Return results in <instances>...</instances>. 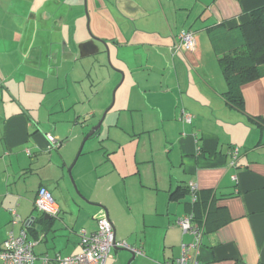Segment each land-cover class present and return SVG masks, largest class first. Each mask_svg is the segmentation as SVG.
<instances>
[{
    "label": "crops",
    "instance_id": "crops-1",
    "mask_svg": "<svg viewBox=\"0 0 264 264\" xmlns=\"http://www.w3.org/2000/svg\"><path fill=\"white\" fill-rule=\"evenodd\" d=\"M7 1L14 0H0V22L9 23L0 27V250L9 236L24 232L37 258L75 255L79 232L96 231L105 212L115 241L140 252L113 249L105 264H171L194 241L175 223L191 213L202 231L199 262L264 264V77L240 87L243 109L235 107L209 40L220 26L230 30L248 22L264 0H94L97 39L85 30L80 38L63 33L58 23L67 16L32 11L15 14L17 26L26 23L20 32ZM186 30L194 33L196 50L173 56L170 48ZM106 46L118 70L114 79L122 75V81L105 114L111 118L104 139L76 154L70 143L78 146L103 109L82 111L88 127L70 114L76 102L68 104L69 95L37 112L18 99L15 80L2 68L46 67L50 83L59 78V63L71 64L79 50L81 59L105 54ZM81 77L71 82L77 85ZM27 79L35 85L33 76ZM44 113L48 125L40 121ZM46 134L61 146L51 149ZM233 148L236 168L229 164ZM70 165L77 192L66 179ZM39 187L54 198L56 218L35 210Z\"/></svg>",
    "mask_w": 264,
    "mask_h": 264
},
{
    "label": "rangeland",
    "instance_id": "rangeland-1",
    "mask_svg": "<svg viewBox=\"0 0 264 264\" xmlns=\"http://www.w3.org/2000/svg\"><path fill=\"white\" fill-rule=\"evenodd\" d=\"M19 3L21 4L20 7L18 6V0H14L12 3L8 1L4 2V7H6L5 10L8 13L9 18H12L14 28L17 26V23L14 20H18L17 18H14L16 13H23L25 17H27L26 12L28 11L46 13L47 15L51 14L53 16L57 15V18L62 17L63 15V17H68L67 21L58 23L59 26L61 25L63 33L64 31L66 33H75L77 38H80V36H78L80 31L85 30L87 36L92 39H97L93 34L95 27L93 19L94 12L96 11L94 0H19ZM109 7L110 6H108V9ZM18 23L19 26L17 27L21 32L24 29V26L26 27V23L24 24L21 20H19ZM39 25L40 24H38V26ZM6 26L8 27L9 23L4 20L2 23L0 22L1 28L5 29ZM25 29H27L25 30L26 32H30L31 30L28 28ZM52 36L54 37V35ZM23 45L24 44L21 45V52H24ZM105 49V54L91 55L90 57H86L84 59H81L82 55H84V52L82 53V50H79V53L76 55L77 58L73 60L71 64H66L64 66L63 64H65V62L63 64H61V62L58 66H56L59 78L55 81L51 80L50 83L47 82L46 78L44 77L48 76L49 74V68L46 67L41 69L39 68L36 71L21 66L2 68L3 74H9V76L15 80L14 84L19 88V91H16L19 92L20 95L18 99L22 101L27 107L31 109L34 108L33 110L37 112H44L45 109L49 108L51 105L53 106L59 103L62 104V102L67 100L64 98H68L67 95H69L70 99L67 100V103L71 104L76 102L73 105L74 109L71 110L70 114L74 115V119L80 121L81 126L86 125V127H88L90 125L88 123L90 120L86 119L87 116L84 115L85 113L82 111H86L87 107L89 109L90 107H93V109L97 108L98 110L101 108L103 109L101 114L97 116L98 118H96L98 119L96 124L86 128L87 132L85 136H81V139L78 141V146L77 141H74V143H72V141L70 143L72 152L75 151L76 147H78L76 154L82 151H87V148L91 144L94 146L92 149H96L97 146L100 145V141L104 139L103 135L111 115L107 116V118L105 117L103 125L101 126L98 133L84 141L87 134L93 127L97 125L102 116L106 114V111H108L110 106L116 100V96L118 94L117 88L119 83L122 81V75H120L118 81V77L114 79V74L118 70L113 66V62L115 60L111 59L109 56L108 47L106 46ZM16 60L21 63L20 57ZM83 73L84 75L82 76ZM27 75L33 76L35 78V85L31 84L30 80L27 79ZM67 75L70 77L68 79V83L66 84L65 77ZM75 76H79V78L82 76V80L78 81L77 85L71 82L74 81L73 79ZM82 96L87 98L84 100ZM60 98L64 100L60 101ZM74 112H76V114H74ZM40 121L43 123V125H48V114L44 113L43 117L40 118ZM77 126L78 124L76 125V128ZM76 131H78V128ZM81 134L82 132H80V135ZM69 140L71 139L68 136L64 144H68ZM71 166L72 165L66 168V179L69 181L72 189L77 192L74 188L72 174L69 173Z\"/></svg>",
    "mask_w": 264,
    "mask_h": 264
},
{
    "label": "built area",
    "instance_id": "built-area-1",
    "mask_svg": "<svg viewBox=\"0 0 264 264\" xmlns=\"http://www.w3.org/2000/svg\"><path fill=\"white\" fill-rule=\"evenodd\" d=\"M197 47L195 35L191 30L181 31L177 39L172 45L171 54L176 56L182 52H195ZM183 120L186 123L191 122V116L185 112L182 114ZM46 140L50 148L57 145V138L51 134H46ZM230 166L237 167L238 149H232ZM190 191L193 194L192 201L196 200V187L193 184L189 185ZM34 208L37 212L47 215L51 218H56L59 214V208L53 201L49 191L45 187H39L36 198L34 200ZM97 229L92 233L85 231L79 232V243L81 251L75 255L60 256L55 255L49 258L43 255L37 258L33 253L34 242L28 241L26 234L21 232L17 237L9 236L2 243L0 250V261L3 264H34L39 260L41 264H105L110 258V253L113 249H129L132 252L139 253L137 250L130 249L125 242L114 241V229L105 212L100 213L96 219ZM193 216L191 214L182 216L176 220V225L180 228L183 234L189 233L194 237V241L188 245L181 247L180 257L175 259L171 264H202L197 259V248L200 243L202 231L197 224L193 225Z\"/></svg>",
    "mask_w": 264,
    "mask_h": 264
},
{
    "label": "trees",
    "instance_id": "trees-1",
    "mask_svg": "<svg viewBox=\"0 0 264 264\" xmlns=\"http://www.w3.org/2000/svg\"><path fill=\"white\" fill-rule=\"evenodd\" d=\"M219 28L210 31L209 40L227 87V101L242 110L240 87L264 77V7L252 11L245 24L230 30ZM57 140L51 149L61 146Z\"/></svg>",
    "mask_w": 264,
    "mask_h": 264
},
{
    "label": "water",
    "instance_id": "water-1",
    "mask_svg": "<svg viewBox=\"0 0 264 264\" xmlns=\"http://www.w3.org/2000/svg\"><path fill=\"white\" fill-rule=\"evenodd\" d=\"M104 117H105V114L102 116L101 120L97 123V125H96L95 127H93V128L91 129V131L87 134V136L85 137L84 141H86L87 139H89L90 137H92V136L94 135V133H95L98 129H100ZM69 172H70V170H69ZM49 218H50L49 216L44 215V219H49ZM114 241H115V238H114ZM132 256H133V255H132Z\"/></svg>",
    "mask_w": 264,
    "mask_h": 264
}]
</instances>
